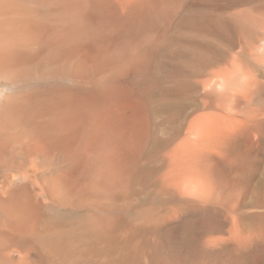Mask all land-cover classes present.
I'll return each instance as SVG.
<instances>
[{
  "label": "bare ground",
  "instance_id": "obj_1",
  "mask_svg": "<svg viewBox=\"0 0 264 264\" xmlns=\"http://www.w3.org/2000/svg\"><path fill=\"white\" fill-rule=\"evenodd\" d=\"M262 49L264 0H0V264H264L263 112L214 154Z\"/></svg>",
  "mask_w": 264,
  "mask_h": 264
},
{
  "label": "rangeland",
  "instance_id": "obj_2",
  "mask_svg": "<svg viewBox=\"0 0 264 264\" xmlns=\"http://www.w3.org/2000/svg\"><path fill=\"white\" fill-rule=\"evenodd\" d=\"M260 59L262 60H260V62L261 63H243L242 64V75H241V85H240V89H238L237 90V96H234V97H232V98H230L231 96H233V95H235L236 93H235V91H232L231 93H230V96H229V99L231 100V102H230V105H231V103H232V101H233V103H232V105L230 106V107H232V108H234L235 107V109H234V111H231V109H229V115L227 116V118L225 119V124H224V128L225 127H228V129L230 128V127H234V128H230V130H229V133L230 132H233V130H235L234 132L236 133V135H234L233 133H231V136H232V134L234 135L233 136V138L231 139V138H229L230 139V141H232V143L234 142V144H232V143H229L230 141H228L227 142V144L229 143L230 145L228 146V148L229 147H231L229 150H227L228 148H226L227 146L225 145V148H223L222 150H220L219 148H221L219 145H218V148H216L215 147V149H214V151H215V153L214 154H216V156H218L219 154V156H218V158L220 157V158H224L223 157V155H224V153L223 152H225V149H226V151H228L229 153L228 154H230V152H231V154H230V157L231 158H233L234 156V158L233 159H240L241 158V154H240V146H239V144L237 143V141L239 142L240 141V131H242V129H243V123L241 124V121H244L243 119L244 118H242V117H244V115H243V112L241 111L242 109H243V107L245 106V104L244 103H247L246 101H248V102H250L251 104V107L253 108V106H254V108L253 109H259L258 111L260 112H263L262 113V116H263V118H264V110H263V108H261L262 106H261V104L264 102L263 100H264V50L262 49L261 51H260ZM230 64H232V63H229V65ZM245 81V82H244ZM257 83V84H256ZM246 86V87H245ZM244 88H247V89H244ZM244 89V90H243ZM243 92V93H241V92ZM246 91V92H245ZM251 91V92H250ZM250 92V93H249ZM255 92H257V93H255ZM249 93V98H248V95L247 94ZM252 94H254V95H252ZM257 94V95H256ZM259 94H260V96H259ZM238 95H239V97H238ZM243 95V96H242ZM251 96H253L252 98H250ZM255 96H257L256 98H255ZM259 97V98H258ZM235 98V99H234ZM254 98H255V100H254ZM234 99V100H233ZM251 99V100H250ZM261 99H263V100H261ZM243 100H245L244 102H243ZM250 100V101H249ZM253 101V102H252ZM239 102V103H238ZM257 102V103H256ZM260 102V103H259ZM252 103H255L256 105H252ZM263 106H264V103H263ZM238 107V108H237ZM236 108H237V110H236ZM263 111H262V110ZM233 110V109H232ZM230 111H231V113H230ZM238 111V112H237ZM239 111H241V112H239ZM216 112H217V110H216ZM243 115V116H242ZM262 116H261V118H262ZM228 119H230V120H228ZM226 120L228 121V122H226ZM223 124V123H222ZM239 124H241L240 126L241 127H239ZM228 125V126H227ZM237 127V128H236ZM221 128V127H220ZM227 129V128H226ZM239 129V130H238ZM221 130V129H220ZM223 130H225V129H223ZM215 131H219V129L218 130H215ZM226 131H228V130H226ZM227 133V132H226ZM239 135V136H238ZM230 136V135H229ZM230 136V137H231ZM237 138H236V137ZM237 140V141H236ZM232 147H233V150H232ZM219 149V150H218ZM223 153V154H221V153ZM226 153V152H225ZM227 154V153H226ZM226 154L224 155L225 157H226ZM222 155V156H221ZM234 155V156H233ZM229 156V155H228ZM221 218H223L222 216H221ZM229 219V220H228ZM227 220H226V217H225V215H224V219L223 220H225V222L227 223V225H226V228H229L230 227V225H228V224H231L232 222H233V218H232V216L231 217H229Z\"/></svg>",
  "mask_w": 264,
  "mask_h": 264
}]
</instances>
